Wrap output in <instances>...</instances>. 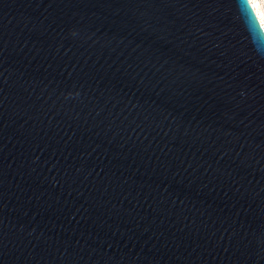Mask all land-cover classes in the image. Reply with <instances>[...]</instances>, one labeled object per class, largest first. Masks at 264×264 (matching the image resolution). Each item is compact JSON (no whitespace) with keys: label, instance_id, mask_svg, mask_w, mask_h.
<instances>
[{"label":"water","instance_id":"water-1","mask_svg":"<svg viewBox=\"0 0 264 264\" xmlns=\"http://www.w3.org/2000/svg\"><path fill=\"white\" fill-rule=\"evenodd\" d=\"M0 264H264L239 0H0Z\"/></svg>","mask_w":264,"mask_h":264},{"label":"snow or ice","instance_id":"snow-or-ice-1","mask_svg":"<svg viewBox=\"0 0 264 264\" xmlns=\"http://www.w3.org/2000/svg\"><path fill=\"white\" fill-rule=\"evenodd\" d=\"M239 4L254 25L264 27V0H239Z\"/></svg>","mask_w":264,"mask_h":264},{"label":"clouds","instance_id":"clouds-1","mask_svg":"<svg viewBox=\"0 0 264 264\" xmlns=\"http://www.w3.org/2000/svg\"><path fill=\"white\" fill-rule=\"evenodd\" d=\"M254 2H255V0H254Z\"/></svg>","mask_w":264,"mask_h":264}]
</instances>
